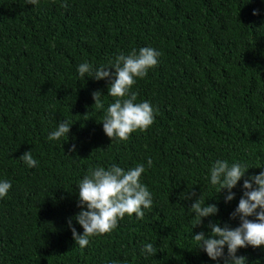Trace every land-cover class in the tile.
<instances>
[{
  "label": "trees",
  "instance_id": "trees-1",
  "mask_svg": "<svg viewBox=\"0 0 264 264\" xmlns=\"http://www.w3.org/2000/svg\"><path fill=\"white\" fill-rule=\"evenodd\" d=\"M247 2L40 0L34 7L0 0V179L12 183L0 200V264H216L192 236L209 222L238 226L230 214L242 191L225 204L208 184L210 167L226 159L254 167L248 175L264 170L256 168L264 167V14L253 15L264 3ZM145 46L161 52L159 64L133 91L137 102L154 106L155 122L112 141L102 125L115 99L107 96L109 82L82 79L77 66L107 65ZM95 91L103 109L94 105ZM65 119L73 123L69 140L49 141ZM28 151L35 168L20 160ZM139 163L153 207L80 248L67 225L80 211L78 181L90 166ZM192 188L220 210L199 226L193 201L181 198ZM147 242L156 255L141 254ZM238 255L264 264V247Z\"/></svg>",
  "mask_w": 264,
  "mask_h": 264
},
{
  "label": "clouds",
  "instance_id": "clouds-1",
  "mask_svg": "<svg viewBox=\"0 0 264 264\" xmlns=\"http://www.w3.org/2000/svg\"><path fill=\"white\" fill-rule=\"evenodd\" d=\"M27 3L38 7L40 0H27ZM262 14L264 10H253L254 16ZM160 56V51L145 46L133 49L129 54L121 53L107 65L96 66L85 61L77 66L82 79L87 77L109 82L107 96L115 99L107 105L102 125L104 133L112 141H128L133 133L146 132L154 124L156 109L150 101L137 102L133 86L159 64ZM102 94L101 91L92 93L94 105L101 109L104 108ZM72 125L67 119L61 121L48 133L47 139L60 142L67 138L65 142L68 141ZM70 151H77L75 144H72ZM20 160L28 168H35L38 164L32 151L25 152ZM146 164L148 168L152 167L151 157L147 158ZM251 168L254 167L246 162L229 163L226 159H217L206 177L209 186L216 189L217 197L223 195L225 204L236 199L234 189L240 188L242 191L238 205L230 214L231 221H239L238 226L232 227L227 222L223 226L219 222H209L204 225L207 232L202 230L192 236L196 243L195 249L206 253L216 264H248L247 257L238 255L239 250L249 246L264 247V170L248 175ZM145 172L144 163L127 170L117 164L107 168L100 165L88 168L76 184L80 211L67 220L76 245L83 249L90 245L92 238L111 234L125 217L132 218L135 215L137 220L144 218L145 210L153 207V194L142 182ZM11 188L10 180L0 179V200L9 195ZM181 198L193 201L189 210L194 214L195 226L203 225L205 218L216 216L220 211L217 204L205 203L203 194L197 195L193 188L182 194ZM73 220L82 226V234L77 231ZM140 251L145 257L156 255L151 242L144 243Z\"/></svg>",
  "mask_w": 264,
  "mask_h": 264
}]
</instances>
